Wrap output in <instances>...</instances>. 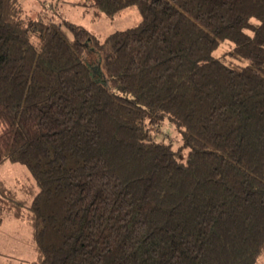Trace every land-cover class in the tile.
I'll return each instance as SVG.
<instances>
[{"label":"trees","instance_id":"16d2710c","mask_svg":"<svg viewBox=\"0 0 264 264\" xmlns=\"http://www.w3.org/2000/svg\"><path fill=\"white\" fill-rule=\"evenodd\" d=\"M70 2L140 21L101 39L0 0V165L33 182L0 180V217L33 264H261L264 0Z\"/></svg>","mask_w":264,"mask_h":264},{"label":"rangeland","instance_id":"374dc122","mask_svg":"<svg viewBox=\"0 0 264 264\" xmlns=\"http://www.w3.org/2000/svg\"><path fill=\"white\" fill-rule=\"evenodd\" d=\"M22 7L29 15L35 17L41 15L53 21L66 20L78 25H83L87 30L95 35L104 38L109 33L115 30H122L126 27L136 25L140 21L138 8L134 6L127 7L120 15L113 19L103 16H95L93 11L82 6H76L70 1L72 0H19ZM215 52L223 55L226 62L238 63L229 53L231 49L230 42L221 43ZM86 59L91 66L97 63L98 56L94 52H88ZM161 131H165L164 135L171 133L172 136H167L170 142L176 147L180 141V134L169 122H165ZM164 138V137H162ZM0 180L11 187L18 197L29 200L30 184H33L30 179L29 172L22 164L13 163L9 160L0 165ZM29 186V190H25ZM11 222H4L0 226V264H33V249L31 248V240H29L30 230L25 221L11 219ZM12 223L19 224L20 228L11 230ZM261 264H264V256L260 258Z\"/></svg>","mask_w":264,"mask_h":264},{"label":"crops","instance_id":"0c3cea01","mask_svg":"<svg viewBox=\"0 0 264 264\" xmlns=\"http://www.w3.org/2000/svg\"><path fill=\"white\" fill-rule=\"evenodd\" d=\"M11 219L18 220V219H16V218L12 217V216L2 215V217H0V226L3 225L4 222H5V223H6V222H11V221H12ZM18 221H24V220H18ZM12 222H13V221H12ZM25 223H26V222H25ZM26 225H27V223H26ZM27 226H28V225H27ZM11 228H12L11 230L18 229V228H20V225H19V224L12 223ZM29 230H30V228H29ZM27 238H29V240H31L30 236L27 237ZM31 245H32V243H31ZM31 248H32V246H31ZM33 259H34V255H33ZM32 261H33V260H32Z\"/></svg>","mask_w":264,"mask_h":264}]
</instances>
